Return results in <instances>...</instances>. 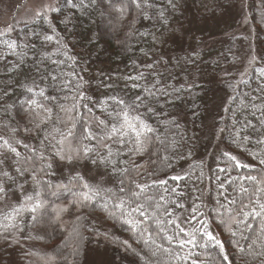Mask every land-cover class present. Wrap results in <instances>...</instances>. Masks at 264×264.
<instances>
[{"label": "trees", "instance_id": "obj_1", "mask_svg": "<svg viewBox=\"0 0 264 264\" xmlns=\"http://www.w3.org/2000/svg\"><path fill=\"white\" fill-rule=\"evenodd\" d=\"M191 1L204 2L198 21L240 3ZM139 3L60 0L49 16L0 28V137L20 153L0 141V264H89L98 254L113 264H264V217L239 211L264 203V0H243L242 30L220 32L227 14L217 11L216 35L188 32L180 0ZM95 71L117 79L115 98L143 103L128 110L112 99L113 86L93 90ZM122 109L151 127L142 145L126 126L123 143L105 138L121 127ZM104 158L114 165L108 189L70 169L58 175L73 164L102 167ZM13 170L22 179L7 189ZM136 184L151 186L138 201L153 198L146 218L114 206Z\"/></svg>", "mask_w": 264, "mask_h": 264}, {"label": "rangeland", "instance_id": "obj_2", "mask_svg": "<svg viewBox=\"0 0 264 264\" xmlns=\"http://www.w3.org/2000/svg\"><path fill=\"white\" fill-rule=\"evenodd\" d=\"M60 0H0V28H8L9 26H12L14 24L19 23H29L35 19H37L40 16H49L52 10L57 6ZM190 0H180V3L182 5L181 10L182 12L179 13L180 19H178L179 23H182L181 21L184 20L186 24L190 25V23L193 25L192 29L188 32H191L192 34L195 32V29H203L206 27L212 28V32L216 35L218 32H216L215 29L219 28L218 25L221 24L222 21L215 18L218 15L217 11H220V13L225 12L227 14V17L224 18L228 22V26L224 25L227 23H224L222 30L220 32H225L229 28H233L236 24H239L240 28L239 30H242L241 28L243 25L245 26V19L242 20V17L246 18V10L244 9L243 0H238L240 3L234 4L233 6H227L221 10V7H216V9H210L208 14L201 15V22L198 21L195 17L196 13L200 12L205 8L203 1H198L196 3L192 2L189 3ZM240 5L242 8H240ZM37 13H40V15H37ZM186 16L188 17L186 19ZM200 22V23H199ZM220 22V23H219ZM5 29V30H6ZM9 29V28H8ZM187 30V29H186ZM184 32V31H183ZM216 32V33H215ZM200 33V31H199ZM179 34V33H178ZM202 34V33H201ZM179 42L183 46L185 44L184 38L178 37ZM205 37H202L201 42L204 40ZM215 39V37L213 38ZM250 43H252V40H249ZM203 47V51L206 50H213L212 43H206ZM104 74L100 71H95L93 73V76L91 78V87L95 91L98 90L99 87L103 88L104 90H108V87L113 86V90L111 91V95L114 97H118L120 94V88L118 85L117 79H115L112 74ZM220 101V99H219ZM219 101L217 99L210 101V111L212 112L215 108L216 103L218 104ZM213 154V153H212ZM109 162V165H108ZM102 167L100 166V163H97L92 168L88 167L86 165H78L73 164L71 166H65L67 169L64 171H60L58 173L59 176H64L65 173L70 169V175L72 173H82L86 180L90 182L91 184H94L99 188H105L108 189L111 184H109V181H111V171L112 167V161H110V158H104L102 161ZM62 166H58V169H61ZM8 176L4 179L5 187L7 189L17 185L20 180L22 179L21 176L17 175L14 170L13 171H7ZM16 176V178H14ZM13 178V179H12ZM12 181V182H11ZM11 182V183H10ZM18 195V193L16 194ZM2 204V203H1ZM89 264H113L110 259H108L106 256L98 254L91 263Z\"/></svg>", "mask_w": 264, "mask_h": 264}, {"label": "snow or ice", "instance_id": "obj_3", "mask_svg": "<svg viewBox=\"0 0 264 264\" xmlns=\"http://www.w3.org/2000/svg\"><path fill=\"white\" fill-rule=\"evenodd\" d=\"M134 3H136V6L139 8L141 5L139 3V0H133ZM68 3H72V0H68ZM55 10V9H53ZM37 15H40V13H37ZM47 39L51 40V37H47ZM9 47H11V45H9ZM149 67H151V65H149ZM141 77H129V79H140ZM29 91H31V89H29ZM41 95H43V93H41ZM114 100L115 103L119 104V105H124L125 109L128 110H135L136 108H138L140 106L141 103H143V101L141 100L140 96H137L135 98V101L133 102V104L131 105H127L126 102L122 99H117L115 97L112 98ZM128 110H123L122 109V124L120 128H116L114 125L111 128V132L110 133H106L105 134V138L106 139H113L116 136L120 137V142L123 143V137L125 135H128L129 132L134 134L135 137V142L137 145H142L143 141L141 139L142 136H144L145 132H151L152 129L151 127H149L147 125V123L144 122V120L142 118L139 117V115H137L136 117H133V119L138 120L139 123L138 124H133L130 122L129 120V111ZM147 111L151 112L152 109L148 108ZM118 115H121L120 113H118ZM125 126L127 127V129L129 130V132H125L124 128ZM92 138V137H90ZM247 139V138H245ZM0 141H3V145L6 146L8 148L9 151H11L12 153H14L17 157L20 156V153L17 151V149L13 146H11L10 142L8 140H5L3 137H0ZM17 143H20L19 141H17ZM106 146V145H105ZM24 147H27V145H24ZM87 151V149L85 150ZM57 155H59V153H57ZM227 155V153H226ZM63 158V157H62ZM69 159H71L69 157ZM231 159L235 160V157H231ZM261 163H264V160L261 161ZM237 167H241V166H246V165H241L239 164V162L236 165ZM17 171H20V169L18 168ZM127 170H125L126 172ZM5 176L8 175L7 172L4 173ZM173 179H182L180 177H173ZM248 179H253L252 177H249ZM123 185V182H121ZM132 183H135L134 181ZM155 183H159V184H164L166 183V181H154ZM85 188H89V186L87 184L84 185ZM151 187L150 185H140V184H136V189L137 191H132L131 189L128 190V198L127 200L120 198L119 203H116L114 206L115 208H118L121 210L122 215H128L129 217L131 216L132 212H137L139 214L140 217H145L146 218V213H147V207L146 202L152 200V197H146V201L145 203H141L138 202L139 201V197L141 196V194H145L146 190ZM4 189L2 187H0V191H3ZM241 192L242 193H246L247 189L241 187ZM89 191H93L91 188H89ZM120 193H124L125 192V188L123 186L120 187L119 189ZM95 195H98L99 192L96 191L94 192ZM31 199V198H29ZM84 199L85 200H90L91 197L87 194L84 195ZM162 199V197H161ZM235 201H229V204H234ZM41 203L37 202L31 209V211L33 213L37 212V210L41 207ZM149 207L151 205H148ZM158 206V205H157ZM180 207H182V205H178ZM249 205H243L241 207V209L239 210L240 213L243 215V217L245 219H248L249 217L255 219L256 217H264V203H261L259 201L256 202V206L252 207L251 211H247L246 209H248ZM63 211V210H61ZM195 211V209H194ZM166 215L171 216V213L169 212H165ZM33 219L35 220L36 217L34 216ZM193 219H195V216H193ZM234 219V218H233ZM126 223H128L131 227L132 230L135 231L136 228V224L133 223L132 219H127L125 220ZM243 221H241L242 223ZM137 223H143V221H138ZM157 223H159V221H157ZM168 223H173V221H168ZM177 227H179V225H177ZM248 227H251V225H248ZM181 232H183V229H180ZM230 230V229H229ZM144 231H148V229H144ZM205 234L207 235L209 240H214L215 237H213L210 233L205 232ZM149 235H151V233H149ZM233 235H235V233H233ZM173 238L172 237H168V240L171 241ZM191 241H181L180 246L183 247V245L185 243H190ZM217 245H219L221 247V250L223 249V245L221 243V241L216 240L215 241ZM126 243V242H125ZM145 243H147V241H145ZM241 252H243V249H240ZM225 260L228 259L227 256L224 257Z\"/></svg>", "mask_w": 264, "mask_h": 264}]
</instances>
